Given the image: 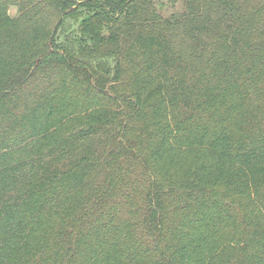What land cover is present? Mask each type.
I'll return each instance as SVG.
<instances>
[{
  "label": "trees",
  "instance_id": "obj_1",
  "mask_svg": "<svg viewBox=\"0 0 264 264\" xmlns=\"http://www.w3.org/2000/svg\"><path fill=\"white\" fill-rule=\"evenodd\" d=\"M180 1L0 0V264H264V0Z\"/></svg>",
  "mask_w": 264,
  "mask_h": 264
},
{
  "label": "rangeland",
  "instance_id": "obj_2",
  "mask_svg": "<svg viewBox=\"0 0 264 264\" xmlns=\"http://www.w3.org/2000/svg\"><path fill=\"white\" fill-rule=\"evenodd\" d=\"M160 3V12L163 16H168L170 13L180 10L183 7V2L180 0H157ZM260 1V0H252ZM14 13V8L10 9Z\"/></svg>",
  "mask_w": 264,
  "mask_h": 264
}]
</instances>
